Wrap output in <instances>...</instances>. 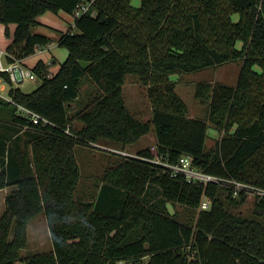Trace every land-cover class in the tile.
I'll use <instances>...</instances> for the list:
<instances>
[{
    "label": "trees",
    "instance_id": "trees-1",
    "mask_svg": "<svg viewBox=\"0 0 264 264\" xmlns=\"http://www.w3.org/2000/svg\"><path fill=\"white\" fill-rule=\"evenodd\" d=\"M84 1L0 0V22L12 35L9 61L51 41L33 30L40 14L63 9L75 16L74 27L59 38L68 55L58 70L49 75L42 58L34 63L41 78L36 88L14 86L9 72L0 71L15 100L49 119L34 123L0 97L1 106L13 107L0 117V189L14 186L0 216V264H117L122 258L142 264H264V221L230 208L245 196H233L216 182H189L147 159L173 162L190 153L207 172L264 186V0H92L76 15ZM238 59L236 84L195 83L194 97L208 116L190 115L172 75ZM130 72L148 86L149 120L126 104L123 83ZM85 78L99 91L79 106ZM76 118L80 127L73 124ZM209 122L221 133L211 148ZM152 125L156 142L110 166L96 201L76 195L77 144L106 139L124 148ZM153 186L163 199L147 196ZM115 188L124 191L122 198L110 199ZM204 195L211 199L208 208H201ZM166 200L196 209V219L169 213ZM254 211L264 214V200L255 199ZM40 212L46 214L52 248L22 257L28 224Z\"/></svg>",
    "mask_w": 264,
    "mask_h": 264
},
{
    "label": "rangeland",
    "instance_id": "rangeland-1",
    "mask_svg": "<svg viewBox=\"0 0 264 264\" xmlns=\"http://www.w3.org/2000/svg\"><path fill=\"white\" fill-rule=\"evenodd\" d=\"M59 13L72 19L73 15L71 12L66 10H59L54 12L47 10L40 14L39 17L43 21L33 26V30L42 32L51 37V41L46 44L42 53L37 51L28 55V63L33 65L39 58L50 66L48 68V74L52 75L53 72L57 71L61 63L66 59L68 55V48L64 45L59 44V38L65 29L68 28L70 23L59 16ZM14 22L9 23L10 32L12 34L15 27ZM72 24V23H71ZM1 27L3 31L1 32ZM12 41V35L5 33V23L0 22V49L7 48ZM3 42V43H1ZM6 64V61L4 59ZM242 61L241 59L226 62L219 66L203 68L200 70L183 72L173 74L172 78L179 81L181 92L187 97L190 108L189 112L192 116H200L206 118L208 116V108L203 102L198 101L194 97V85L198 81H222L229 84H236ZM29 65L25 67L29 68ZM41 78H26L21 83H13L14 86H20L25 91H31L38 86ZM10 84L0 85V94L3 96L9 95ZM99 91L98 86L88 78L84 79L82 90L77 102L79 106H85L91 97ZM123 93L125 96L126 104L130 111L135 115L144 120L151 118V103L148 96V86L145 85L139 78L137 73L130 72L126 76V80L123 83ZM13 107L11 105L1 106L0 105V117L10 115ZM74 111V110H73ZM74 113V112H72ZM73 124L80 127L81 121L74 119ZM207 148L214 147L219 140L221 133L216 129L214 125L209 122ZM21 133H25V130L18 129ZM157 140V135L154 125L151 129L143 134L135 142L125 144L122 148V143L116 140H98L90 144H77L75 147L77 159L80 164V178L76 188V195L84 200L96 201L98 198L99 190L104 182L103 176L106 170L110 166L116 165L119 161L124 158V153L138 155L137 151L148 145L154 144ZM122 154V155H121ZM123 156V157H122ZM14 186H6L4 189H0V216L5 210V197L10 189ZM124 191L122 189L115 188L111 192L110 199L122 198ZM152 201L163 199L160 189L157 187H150L148 195ZM167 201V211L171 214H175L178 218L187 221L196 219L197 210L182 203ZM230 208L241 211L242 214L250 218H258L264 221V214L257 215L255 213V199L253 197H247L245 201H240L237 205H231ZM139 235V231L132 234L130 239L136 238ZM52 248V242L50 237V231L48 227L47 217L44 212L37 214L32 221L28 224V243L21 249L22 257L27 255L47 251ZM19 264H26L25 261L19 260Z\"/></svg>",
    "mask_w": 264,
    "mask_h": 264
},
{
    "label": "built area",
    "instance_id": "built-area-1",
    "mask_svg": "<svg viewBox=\"0 0 264 264\" xmlns=\"http://www.w3.org/2000/svg\"><path fill=\"white\" fill-rule=\"evenodd\" d=\"M91 3L92 0L79 3L76 9V15H81L82 13H84L90 7ZM43 47V45H37L35 51L41 52L43 50ZM9 55L12 54L8 51L7 48L0 49V71H8L10 79L13 82L19 83L21 80H24L27 77H37V74L31 68H27L22 64V58L14 57V60L9 61ZM4 59L6 61V64L4 62ZM6 83H8L7 79L0 75V85L3 86ZM0 96L16 105L18 107V111L24 116L31 119L34 123L49 122V119L47 117L43 116L40 112L36 111L35 109L30 108L25 104H22L19 101L15 100L12 95L9 94L8 96H3L0 94ZM66 131L71 133L69 128H67ZM134 156L139 155L136 154ZM167 156H169V154ZM147 159H150L151 161L156 163L164 164V166L168 167L171 170L172 175L174 176L179 174L185 175L189 182H203L205 184L209 182H216L225 187H228L232 191L233 196L243 195L246 198L253 197L257 200H264V186L246 180H242L234 176H224L207 172L195 164V157L190 153L182 154L176 161L173 162L164 159L162 156H155L154 158ZM210 205L211 199L207 195H204L201 203V208H208L210 207ZM188 258L190 259L191 256H188ZM117 264H142V259L128 260L122 258L118 260Z\"/></svg>",
    "mask_w": 264,
    "mask_h": 264
},
{
    "label": "crops",
    "instance_id": "crops-1",
    "mask_svg": "<svg viewBox=\"0 0 264 264\" xmlns=\"http://www.w3.org/2000/svg\"><path fill=\"white\" fill-rule=\"evenodd\" d=\"M59 16H61V17H63V18H65L67 21H68V23H70V25L68 26V28H66L65 29V31H67L69 28H70V26H73L74 27V23H75V16L73 15V17H72V19H69L68 17H66V16H64L63 14H61V13H59ZM38 20H39V23H42L43 21L40 19V17L38 16ZM72 23V24H71ZM10 28V27H9ZM15 28H16V24H15V27H14V29H13V32H14V30H15ZM4 29H3V27H1V32L3 31ZM11 30V29H10ZM13 32H12V34H13ZM42 33V32H41ZM12 42V41H11ZM1 43H3V42H1ZM1 45V44H0ZM44 47H43V50H44V48H45V46L46 45H43ZM1 47V46H0ZM1 49H4V48H1ZM43 50L41 51V52H39V53H42L43 52ZM27 59H28V57H24V58H22V64L24 65V66H26V65H29L30 66V64L28 63V61H27ZM43 59V58H42ZM48 63V62H47ZM34 65V64H33ZM33 65H31L29 68H31L32 69V67H33ZM49 69H50V67H49ZM33 70V69H32ZM34 71V70H33ZM35 72V71H34ZM36 73V72H35ZM53 73H55V72H53ZM38 77V76H37ZM36 78V77H35ZM25 80V79H24ZM24 80H21L19 83H21L22 81H24ZM1 97V96H0ZM155 143V142H154ZM2 189V188H1ZM4 189V188H3ZM11 190V189H10ZM9 190V191H10Z\"/></svg>",
    "mask_w": 264,
    "mask_h": 264
}]
</instances>
